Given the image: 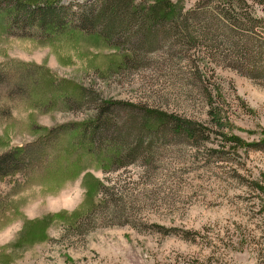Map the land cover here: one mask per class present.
Wrapping results in <instances>:
<instances>
[{"label": "rangeland", "instance_id": "obj_1", "mask_svg": "<svg viewBox=\"0 0 264 264\" xmlns=\"http://www.w3.org/2000/svg\"><path fill=\"white\" fill-rule=\"evenodd\" d=\"M135 2L139 21L106 37L42 39L0 14V152L71 124L31 147L53 157L27 183L0 180V264H264V150L245 145L264 139V8L244 9L261 18L249 34L217 14L152 26V0ZM99 112L90 144L74 130ZM163 113L203 131L174 133Z\"/></svg>", "mask_w": 264, "mask_h": 264}, {"label": "trees", "instance_id": "obj_2", "mask_svg": "<svg viewBox=\"0 0 264 264\" xmlns=\"http://www.w3.org/2000/svg\"><path fill=\"white\" fill-rule=\"evenodd\" d=\"M135 1L137 0H91L83 4H74L73 7V4L62 3L60 0H0V14L5 16V19H7L10 25L21 24L23 27H27L33 31L28 35L41 37L42 39L55 37L56 35L72 31L83 32V30L86 32L93 31L95 33L90 34H101L106 37L109 32L113 33L116 28L122 24L129 25L139 21V5H137ZM196 2L198 3L197 5L200 6L198 10L183 12L182 9H177L175 5H172L168 0H152L150 6L147 5V9L141 12L140 16L146 14V17L151 16L153 26L156 23H164L166 15H169L171 19L182 17V19L186 20L193 17L195 14L201 13L206 15L209 20H214L216 19L215 14H217L226 22L230 24L234 23V25L238 27L242 26L243 29H246L245 31H247V33L255 34L253 30L258 27L256 23L259 22L261 18L254 16V14L251 15L244 9L253 4L261 5L264 8V0H197ZM156 16H162V19L159 20L155 18ZM141 21L142 24L146 25L144 20ZM245 22L250 25L248 26ZM147 23L151 24L149 21H147ZM100 25L103 26L101 27ZM152 35L154 36L153 30ZM154 40L155 39L152 37V44L155 43ZM149 113H151V111H149ZM208 114L219 129L226 127L227 122H225L222 116L213 112V110H209ZM102 116L103 112L97 113L94 120L83 124L84 126L80 130L75 129V135L85 138L86 142L90 144L101 139L103 135L101 129L106 127L107 124V121L101 118ZM155 117L156 116L152 113V119H154V121L157 119V117ZM159 117L158 119H162L159 124H172L174 133L183 136L193 137L203 131V125L186 118L164 113L159 115ZM145 121L146 120L143 121V125L146 127L144 130L151 131L148 128L149 126H146ZM70 127L71 124L59 125L30 143L13 145L0 152V180L7 177L16 179L15 176L19 175L20 181L24 184L27 183L29 180L28 176L39 168L41 164L46 162L48 158L51 159L53 157L49 152L52 145L58 142L53 134H55V132L60 134L65 130L67 131ZM158 127L156 126V128ZM156 128H152V132ZM226 135L227 137L224 135L225 139L232 142L233 146L240 148L244 145L243 140L239 136L227 133ZM44 140L52 141L53 144L48 145L45 153H43L42 161L37 164V162L33 160H36L39 156L34 155L29 157L28 154L31 147ZM245 145L253 149L264 150V139L249 142ZM85 151L90 152L91 149L85 148ZM11 191L12 190H9L5 198L12 193Z\"/></svg>", "mask_w": 264, "mask_h": 264}]
</instances>
